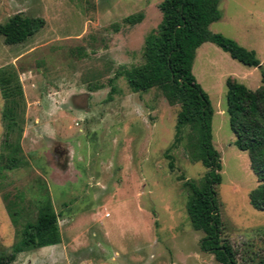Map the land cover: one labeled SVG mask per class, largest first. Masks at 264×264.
<instances>
[{
	"label": "rangeland",
	"instance_id": "1",
	"mask_svg": "<svg viewBox=\"0 0 264 264\" xmlns=\"http://www.w3.org/2000/svg\"><path fill=\"white\" fill-rule=\"evenodd\" d=\"M159 1L0 0V24L15 14L43 20L20 44L5 45L0 36V77L21 93L7 120L0 92V254L10 252L21 225L44 207L56 214L58 234L55 245L28 249L11 264H218L199 250L203 235L185 212L184 181L196 182L206 169L187 159V129L174 139L178 106L156 88L134 93L114 77L142 62L143 38L160 20ZM217 10L207 30L252 51L259 68L205 42L190 71L212 110L220 235L236 264H259L264 211L248 204L257 182L246 153L232 145L225 80L251 91L260 85L264 0H219ZM136 14L138 23H123ZM109 84L115 91L107 100ZM9 159L14 163L5 169ZM4 195L21 207L16 226Z\"/></svg>",
	"mask_w": 264,
	"mask_h": 264
},
{
	"label": "trees",
	"instance_id": "2",
	"mask_svg": "<svg viewBox=\"0 0 264 264\" xmlns=\"http://www.w3.org/2000/svg\"><path fill=\"white\" fill-rule=\"evenodd\" d=\"M218 2L160 0L157 4L160 20L155 29L143 38L142 62L118 70L114 77H122L134 93L156 88L168 105L178 106L174 139L187 129L184 139L187 159L190 163H200L206 169L196 182L184 181L189 191L185 202L189 224L203 235L199 240L200 251L211 254L218 264H236L229 243L220 235L221 223L214 187L219 185L221 177L218 154L211 144L212 110L190 70L195 49L205 42L215 45L243 66L259 68V62L252 51L207 30L208 25L219 18ZM140 20L141 14L130 15L123 19V23L134 25ZM42 25L41 18L15 14L0 24V36L5 45L20 44ZM259 75L260 85L253 91L232 79L225 80V113L233 136L232 145L246 153L249 170L257 182L247 194L248 204L253 210L264 211V71L260 70ZM114 91V86L109 84L107 100ZM0 92L5 101L2 116L11 120L21 96L19 86L9 77H0ZM13 163L14 159H9L4 168H10ZM167 167L172 169L170 161ZM3 200L9 220L16 226L21 207L18 202L7 199L6 195ZM55 222L56 214L50 208L40 209L34 222L21 225L18 241L9 253L0 254V264H11L18 254L28 249L55 245L58 242ZM258 263L264 264V255Z\"/></svg>",
	"mask_w": 264,
	"mask_h": 264
}]
</instances>
